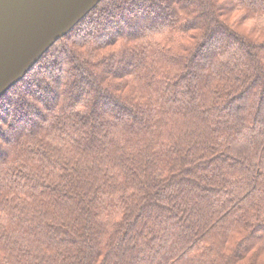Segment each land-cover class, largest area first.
<instances>
[{
    "label": "trees",
    "instance_id": "1",
    "mask_svg": "<svg viewBox=\"0 0 264 264\" xmlns=\"http://www.w3.org/2000/svg\"><path fill=\"white\" fill-rule=\"evenodd\" d=\"M0 264H264V0H102L57 40L0 98Z\"/></svg>",
    "mask_w": 264,
    "mask_h": 264
},
{
    "label": "water",
    "instance_id": "2",
    "mask_svg": "<svg viewBox=\"0 0 264 264\" xmlns=\"http://www.w3.org/2000/svg\"><path fill=\"white\" fill-rule=\"evenodd\" d=\"M102 0H0V98Z\"/></svg>",
    "mask_w": 264,
    "mask_h": 264
},
{
    "label": "rangeland",
    "instance_id": "3",
    "mask_svg": "<svg viewBox=\"0 0 264 264\" xmlns=\"http://www.w3.org/2000/svg\"><path fill=\"white\" fill-rule=\"evenodd\" d=\"M120 1H122V0H120ZM119 2V1H118ZM115 5V4H114ZM86 29H88L87 27H86ZM81 32H83L82 30H81ZM219 43H217V42H215V44H213V49L215 50H219L218 48H220L221 46H222V44H225L226 42L225 41H218ZM222 42V43H221ZM69 62H70V60H68ZM68 61H67V63H68ZM198 62V64L200 65V67L202 66V62L204 61L203 59H201V60H197ZM200 67H197L198 69L200 68ZM198 69H196V70H198ZM62 72H64L65 70H66V67H63L62 69ZM57 72V71H56ZM60 72V71H59ZM34 77H36V76H34ZM65 78H67V79H69L70 77L68 76V73L66 72V74H65V76H64ZM64 77H63V79H64ZM47 79H49V76L47 77ZM35 81V80H34ZM87 85V84H86ZM86 87H89L88 89L89 90H91L92 91V88L90 87V85L89 86H85V87H82V90L83 91H85V92H87L86 91ZM56 88H57V86H56ZM84 88V89H83ZM96 93H98V91H96ZM84 94V93H83ZM99 94V93H98ZM100 96H102L101 95V93H100ZM30 99V98H29ZM31 101H32V99H30ZM101 114L103 113V111H101L100 112ZM105 117H109V116H107L106 114H105ZM110 118V117H109ZM126 121V116H120V117H118L117 119H116V124H118V125H122L123 126V124H124V122ZM2 128L3 129H6V127L3 125L2 126ZM2 129V130H3Z\"/></svg>",
    "mask_w": 264,
    "mask_h": 264
}]
</instances>
